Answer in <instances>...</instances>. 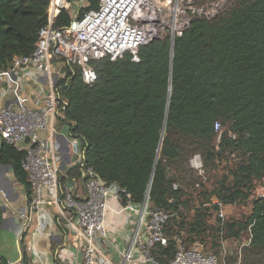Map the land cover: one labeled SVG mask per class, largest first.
<instances>
[{"label": "trees", "instance_id": "trees-1", "mask_svg": "<svg viewBox=\"0 0 264 264\" xmlns=\"http://www.w3.org/2000/svg\"><path fill=\"white\" fill-rule=\"evenodd\" d=\"M99 1L88 0L80 18L98 9ZM49 9L50 0H0V71L10 69L14 57L34 51L40 29L49 23ZM72 21L63 10L54 26L69 27ZM92 66L97 73L93 83L72 66L56 83L61 120L80 141L84 156L83 166L68 172L77 175L92 167L104 182L126 189L134 204L141 205L149 193L151 208L183 209L185 214L168 222L169 243L158 248L161 264L173 257V236L181 231L186 243L210 237L217 249L221 219L213 223L211 212L218 207L203 205L213 199L225 205L246 202L256 181L264 178V0H241L212 20H194L175 34L173 52L165 36L142 45L138 61L127 52L122 58L95 60ZM217 121L224 128L220 142ZM0 140V163L11 167L30 203L23 152ZM189 153L201 154L205 172L226 161L227 173L213 189L204 181L199 191L193 189L186 174ZM231 154H236L234 165ZM172 163L184 174L172 175ZM175 182L181 187L174 189ZM3 222L0 205V235ZM250 225L247 250L264 255L263 198L252 201L245 221L226 219L224 238L239 240ZM0 264H7L5 257Z\"/></svg>", "mask_w": 264, "mask_h": 264}, {"label": "built area", "instance_id": "built-area-1", "mask_svg": "<svg viewBox=\"0 0 264 264\" xmlns=\"http://www.w3.org/2000/svg\"><path fill=\"white\" fill-rule=\"evenodd\" d=\"M70 0H50L49 23L40 29L34 51L29 55L16 56L12 67L24 68L34 66L39 75L53 85V62L51 56L63 59L72 67L81 70L82 78L87 83L97 80V73L92 62L105 57L122 58L131 53L138 61V50L158 38L169 36L172 40L178 31L189 29L197 19L212 20L224 10L223 0H100L98 9L91 10L77 19L76 28H55L54 22L63 11H70ZM74 17L73 19H75ZM73 22V21H72ZM61 108V99L55 90H51L38 100L35 106L21 105L14 108L11 104L0 107V138L7 144L23 152L22 169L27 175L31 189V202L28 209L19 211L27 222L31 215H39L38 229H44L41 211L49 206L68 210L75 214L77 225L74 226L76 246L81 252L79 264H113L97 243L101 239L106 244L107 212L111 209L109 197L113 196L120 203H131V195L117 182L106 183L92 167H86V195L74 194L68 186L60 183V164L62 162L61 144L55 140L57 130L54 122ZM215 132L220 142L223 129L220 122H215ZM48 131V138L29 143L34 135ZM232 136L231 133H229ZM73 154L79 165L83 166V151L78 139L71 141ZM237 159L236 154L229 155ZM190 168L197 174L205 172L201 154H195L189 161ZM196 182L193 189H199ZM181 187L179 182L173 188ZM6 197V194L2 191ZM264 199V192L261 195ZM173 199L170 200L172 202ZM204 207L217 206L216 217L221 219L219 247L226 250L228 239L224 238L223 225L226 221L225 204L213 199ZM143 212L146 235L135 246L139 250V259L147 264H161L159 247H166L170 237L167 226L171 218L185 214L183 209L171 213L162 207L151 208L148 204ZM185 232L174 235L175 253L165 264H242L241 247L237 253L205 251L198 243L188 244ZM234 243H240L233 239ZM251 242V225L249 226V245ZM218 247V248H219ZM235 256V262L229 261ZM227 258V260H226ZM132 253L126 252L117 264H129ZM137 261V260H136Z\"/></svg>", "mask_w": 264, "mask_h": 264}, {"label": "crops", "instance_id": "crops-1", "mask_svg": "<svg viewBox=\"0 0 264 264\" xmlns=\"http://www.w3.org/2000/svg\"><path fill=\"white\" fill-rule=\"evenodd\" d=\"M70 1L74 7L71 10L77 11L76 14L69 11L73 18L88 5V0L86 4H84L86 0ZM51 58L53 85L39 75L31 65L24 68L11 67L6 71H0V107L5 104H11L14 108L21 105L33 107L44 94L51 90H55L60 98L56 83L60 78H64L68 69L72 67L61 58L53 55ZM61 118L62 113L59 112L54 122L57 130L54 138L61 144L60 183L68 186L74 194L85 196L84 170L81 169L77 175L68 172L78 167L79 163L70 144L74 138L70 134L69 126L63 123ZM48 135V131L37 133L28 142L34 143L46 139ZM7 167L9 170L0 172V191L8 186L14 189L16 184L20 187L14 197L8 195L5 197L0 193V205L4 213L0 235V259L1 256L5 257L7 264H79L81 252L76 246L77 234L74 226L77 225V218L75 214L65 209L61 211L55 206H49L41 211L44 223L42 231L41 228L38 229V214L31 215V221L27 224L19 215V211L29 207L27 190L17 181L11 167L8 165ZM144 202L141 205H144ZM109 205L111 209L106 217L108 239L105 245L102 244L101 239H97L98 245L113 264L119 263L128 251L132 253V261L129 264H147L139 259V250L135 246L136 241L140 242L146 235L145 217L142 219L140 213L141 205L134 204L132 201L131 203H120L113 196L109 197ZM234 253L237 252L234 251Z\"/></svg>", "mask_w": 264, "mask_h": 264}, {"label": "rangeland", "instance_id": "rangeland-1", "mask_svg": "<svg viewBox=\"0 0 264 264\" xmlns=\"http://www.w3.org/2000/svg\"><path fill=\"white\" fill-rule=\"evenodd\" d=\"M240 1L241 0H223V2H224V10L223 11H226L230 7L237 5ZM86 2H87V0L84 2V4H86ZM73 9H74V7H73ZM71 11L73 14H76L75 12H77V11H73V10H71ZM222 129H224V128L222 127ZM164 133H165V130L163 131V135H164ZM0 149H1V141H0ZM195 154H197V153H195ZM195 154L191 155V153H189L187 156L188 160L186 162V166L189 168L190 172L186 173V174L189 177V179L192 180L194 183L199 182L201 184V182L203 183V181H204L206 184L205 187H208L211 190V189H213L214 185L216 184V181L218 179L221 180L222 175H224V173H227V171L225 169L226 161L223 160V164L220 166V169H215V170H211V171L207 170V172H204L202 174H197L190 168V164H189L190 159ZM230 161L232 162V163L230 162L231 163L230 165H234L233 163L236 162L235 159H230ZM168 167H169L168 169H169L170 173L172 175H174L175 177L180 176V174L183 173V168L180 167L176 163L169 164ZM1 170L5 171V170H9V169H8L7 165L3 166L0 163V172H1ZM11 179H13V178H11ZM15 183H17V182H15ZM14 187L15 188L12 189L10 186H8L7 188H5V190H1L0 193L2 194V191H3L6 194V197H8V196L14 197V195H17L20 186L19 185L17 186V184H16ZM200 189L201 188H199L197 190L199 191ZM263 192H264V178L256 181L255 188L253 189L251 196L249 197V199L246 202L225 206L224 212H225L226 219H228L229 221H232V220L245 221L246 215L250 214V212L252 210V201L254 199L261 198V195ZM211 213H212L211 221H213V223H214L215 218H216V211L212 210ZM211 240L212 239L209 237V238L205 239L204 243L199 239L196 242L200 243L203 246V248L205 249V251H212V252L216 251V252H218V254L220 256L222 255L221 253H223L225 251H227V252H230V251L231 252L232 251L238 252L239 247H241V245H242V248L240 249L241 255H242V264H245V263H248V264H264V255L258 254L256 252L253 253V252L247 250V248L249 246V226L246 227L243 230L242 234L240 235V237H239L240 243L236 244V243H234L233 239H230V238L228 239L226 250H222L220 247L217 249L212 248ZM226 260H227V258H226ZM235 260H236L235 256H230L229 261L231 263L235 262Z\"/></svg>", "mask_w": 264, "mask_h": 264}, {"label": "water", "instance_id": "water-1", "mask_svg": "<svg viewBox=\"0 0 264 264\" xmlns=\"http://www.w3.org/2000/svg\"><path fill=\"white\" fill-rule=\"evenodd\" d=\"M75 17H76V18L73 19V22H72V27H73V28H76V26H77V19L80 18V14H78V15L75 16ZM174 40H175V37L171 40V43H172V52H173ZM159 152H160V150H159ZM159 152H158V156H159ZM158 156H157V158H158Z\"/></svg>", "mask_w": 264, "mask_h": 264}, {"label": "bare ground", "instance_id": "bare-ground-1", "mask_svg": "<svg viewBox=\"0 0 264 264\" xmlns=\"http://www.w3.org/2000/svg\"><path fill=\"white\" fill-rule=\"evenodd\" d=\"M170 93H171V83L169 85V96H170ZM148 203H149V193H146V198H145V202H144V205H143V212L146 210L147 206H148Z\"/></svg>", "mask_w": 264, "mask_h": 264}]
</instances>
